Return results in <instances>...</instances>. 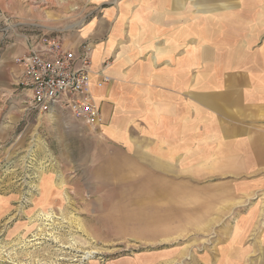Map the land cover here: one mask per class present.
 Returning a JSON list of instances; mask_svg holds the SVG:
<instances>
[{
	"label": "rangeland",
	"instance_id": "374dc122",
	"mask_svg": "<svg viewBox=\"0 0 264 264\" xmlns=\"http://www.w3.org/2000/svg\"><path fill=\"white\" fill-rule=\"evenodd\" d=\"M124 2L0 0V264H202L258 200L241 195L238 208L203 172L156 171L139 124L111 131L30 108L19 46L36 34L69 42Z\"/></svg>",
	"mask_w": 264,
	"mask_h": 264
},
{
	"label": "crops",
	"instance_id": "0c3cea01",
	"mask_svg": "<svg viewBox=\"0 0 264 264\" xmlns=\"http://www.w3.org/2000/svg\"><path fill=\"white\" fill-rule=\"evenodd\" d=\"M86 39L103 127L139 124L147 164L203 172L221 201L257 196L202 264H264V0H125L70 41Z\"/></svg>",
	"mask_w": 264,
	"mask_h": 264
},
{
	"label": "built area",
	"instance_id": "2783aa9c",
	"mask_svg": "<svg viewBox=\"0 0 264 264\" xmlns=\"http://www.w3.org/2000/svg\"><path fill=\"white\" fill-rule=\"evenodd\" d=\"M26 42L25 50L14 57V62L20 69V84L30 108L49 117L68 113L101 127L104 117L90 82L92 42L86 39L72 43L62 36L40 34Z\"/></svg>",
	"mask_w": 264,
	"mask_h": 264
}]
</instances>
